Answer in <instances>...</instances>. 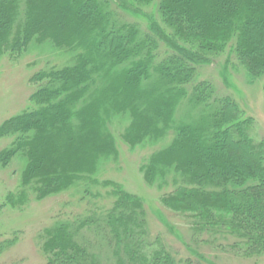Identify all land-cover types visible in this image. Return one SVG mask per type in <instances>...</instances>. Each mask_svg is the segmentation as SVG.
I'll use <instances>...</instances> for the list:
<instances>
[{
	"label": "trees",
	"instance_id": "16d2710c",
	"mask_svg": "<svg viewBox=\"0 0 264 264\" xmlns=\"http://www.w3.org/2000/svg\"><path fill=\"white\" fill-rule=\"evenodd\" d=\"M43 2L0 0V56L16 58L32 41L50 40L66 57L31 76L34 105L0 124V138L10 137L1 165L24 159L20 188L5 203L76 184L94 198L100 190L92 186L109 187L112 197L99 213L43 228L42 264H102L105 257L111 264H196L148 239L140 197L95 178L102 162L117 158L116 125L131 149L161 143L139 170L165 190L163 206L189 219L193 236L206 235L202 242L212 246L230 237L222 249L237 257L264 255V138L253 137V119L232 95L198 77L222 57L226 86L235 60L230 66L247 84L262 79L264 93V0ZM118 10L144 18L145 27Z\"/></svg>",
	"mask_w": 264,
	"mask_h": 264
},
{
	"label": "rangeland",
	"instance_id": "374dc122",
	"mask_svg": "<svg viewBox=\"0 0 264 264\" xmlns=\"http://www.w3.org/2000/svg\"><path fill=\"white\" fill-rule=\"evenodd\" d=\"M45 3V0L43 4ZM48 7L52 8L47 4ZM50 8V9H51ZM152 11V9H148ZM126 21H137L142 28L146 21L118 10ZM74 21L69 22L72 25ZM50 40L43 43L32 41L28 47L13 58L4 53L0 56V124L7 118L19 113L34 103L30 95L34 90L31 76L44 66L65 63V54L59 53L60 48L53 46ZM233 60L230 57V61ZM224 58H215L209 65L200 67V78L213 81L220 92L229 93L238 102L244 116L253 119L251 134L254 138H264V93L262 79L252 85L246 83L242 72L228 65V85H224L220 71ZM118 127L113 126L117 138V158H109L102 162L95 174L98 180H113L120 183L124 189L137 195L143 201L146 213L147 237L162 240L166 247L178 259L190 258L196 264H264V255L253 258H241L223 250L224 244L231 238L221 239L218 236L217 245L202 242L206 235H192L189 219L169 210L160 201L165 190L147 184L139 170L140 163L146 156L157 149L160 144L138 146L131 149L118 136ZM10 142V137L0 138V150ZM24 166L21 157L10 161L7 166L0 163V264H42L46 261L41 246L40 234L43 228L55 220L76 221L88 214L101 212L110 206L111 197L106 193L109 187L94 185V192L100 190V196H85L81 193L79 184L66 191L36 198L32 191L26 193V201L11 206L5 203L9 192L20 188V177ZM93 197V198H92ZM3 204V205H2ZM220 243L223 247H220ZM111 259L105 257L102 264H111Z\"/></svg>",
	"mask_w": 264,
	"mask_h": 264
}]
</instances>
